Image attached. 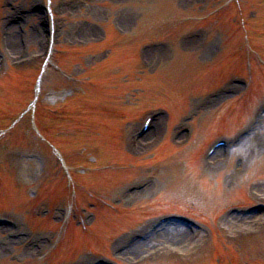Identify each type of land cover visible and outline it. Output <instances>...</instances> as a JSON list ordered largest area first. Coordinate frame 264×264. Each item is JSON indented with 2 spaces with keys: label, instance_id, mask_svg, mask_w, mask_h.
<instances>
[{
  "label": "rangeland",
  "instance_id": "rangeland-1",
  "mask_svg": "<svg viewBox=\"0 0 264 264\" xmlns=\"http://www.w3.org/2000/svg\"><path fill=\"white\" fill-rule=\"evenodd\" d=\"M1 137L0 264H264V0H0Z\"/></svg>",
  "mask_w": 264,
  "mask_h": 264
},
{
  "label": "bare ground",
  "instance_id": "bare-ground-1",
  "mask_svg": "<svg viewBox=\"0 0 264 264\" xmlns=\"http://www.w3.org/2000/svg\"><path fill=\"white\" fill-rule=\"evenodd\" d=\"M226 91H228V90H226ZM221 99H223V98H221ZM220 99V100H221ZM134 142V144L133 145H135L136 143H135V141H133ZM141 144V142H139L138 143V145H140ZM132 148V147H131ZM231 220V226H237L236 225V223L233 221V219H227V221H230ZM235 221H238V219H236ZM243 222H244V219L241 221V222H239V225L242 223L243 224ZM263 223V222H262ZM261 223V224H262ZM170 233H169V235L171 236V238H172V241L174 242V243H176V241H179V244H182L181 246H187L188 245V240H189V237H188V234H186V229H183V228H181V227H177V226H173V231H169ZM154 238V237H153ZM152 238V239H153ZM144 246H142V247H140L139 249H138V251H140V250H142V248H143Z\"/></svg>",
  "mask_w": 264,
  "mask_h": 264
}]
</instances>
